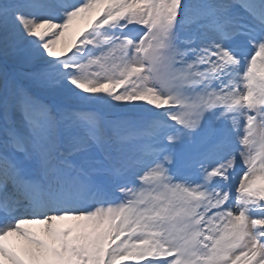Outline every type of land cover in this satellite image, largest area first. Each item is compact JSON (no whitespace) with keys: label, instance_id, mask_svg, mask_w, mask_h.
Segmentation results:
<instances>
[{"label":"snow or ice","instance_id":"6c2138e0","mask_svg":"<svg viewBox=\"0 0 264 264\" xmlns=\"http://www.w3.org/2000/svg\"><path fill=\"white\" fill-rule=\"evenodd\" d=\"M0 54V264H264V0H0Z\"/></svg>","mask_w":264,"mask_h":264},{"label":"rangeland","instance_id":"374dc122","mask_svg":"<svg viewBox=\"0 0 264 264\" xmlns=\"http://www.w3.org/2000/svg\"><path fill=\"white\" fill-rule=\"evenodd\" d=\"M80 22H82V25H83V29L82 30H79L78 32H77V35H76V38L74 39V40H78V39H82L83 37H81V36H79V33L81 32V31H84L85 32V35L87 34V31H85V29H86V25L88 24V20H85V21H80ZM75 23V22H74ZM73 23V24H74ZM136 26H138V25H129V27L130 28H135ZM73 26L71 25L70 26V28H69V30H68V32L65 34V37L64 38H62V41H61V43H62V45L64 46L65 45V43L66 42H71L73 39L69 36L70 34H69V32H70V29L72 28ZM91 29H88V31H90ZM89 47H91V46H89ZM57 53H59L61 50H62V48L61 47H59L58 45H57ZM70 54V53H69ZM5 67H7V70L9 71V72H12V71H17L18 69H21L22 71H28L29 69H27V68H25V67H19V66H16V67H14L13 65H10V64H8L7 63V65L5 64V61H4V57H3V55L2 54H0V70H3ZM135 103H143V102H140V101H137V102H135ZM121 239H124V237H122ZM118 264H143V261H140V262H137V261H135V260H130V259H124V260H121V261H118Z\"/></svg>","mask_w":264,"mask_h":264},{"label":"bare ground","instance_id":"6f19581e","mask_svg":"<svg viewBox=\"0 0 264 264\" xmlns=\"http://www.w3.org/2000/svg\"><path fill=\"white\" fill-rule=\"evenodd\" d=\"M72 26L73 27L70 29V32H69L70 35L69 36L74 40L76 38L77 32L79 30H82L83 29V25H82V22L77 21ZM136 28L139 29V28H141V26L138 25V27H136ZM58 46L61 47L62 49L64 48V46L62 45V43H60ZM8 64L12 65V63L10 61L8 62ZM241 169L243 170V165L242 164H240V165L237 166V170H241Z\"/></svg>","mask_w":264,"mask_h":264}]
</instances>
